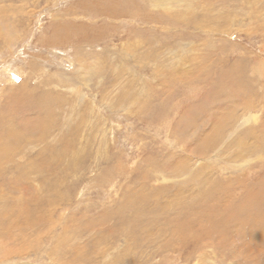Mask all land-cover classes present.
I'll list each match as a JSON object with an SVG mask.
<instances>
[{
    "label": "rangeland",
    "instance_id": "1",
    "mask_svg": "<svg viewBox=\"0 0 264 264\" xmlns=\"http://www.w3.org/2000/svg\"><path fill=\"white\" fill-rule=\"evenodd\" d=\"M0 28V264H264V0H0Z\"/></svg>",
    "mask_w": 264,
    "mask_h": 264
},
{
    "label": "bare ground",
    "instance_id": "2",
    "mask_svg": "<svg viewBox=\"0 0 264 264\" xmlns=\"http://www.w3.org/2000/svg\"><path fill=\"white\" fill-rule=\"evenodd\" d=\"M2 28H3V27H2ZM2 28H0V29H2ZM77 29H78V28H77ZM81 30H82V29H81ZM81 30H80V31H81ZM83 31H84V30H83ZM83 31H82V32H83ZM3 32H4V31H3ZM3 32H2V33H3ZM0 37H2L1 32H0ZM13 74H14V73H13ZM9 75H12V73H10ZM45 104H46V106H47V103H45ZM43 106H44V105H43L42 102L40 101L39 104H38V107L43 108ZM46 106H45V107H46ZM36 108H37V105H36ZM247 224H248V223H247ZM2 253H6V252H5V251H0V257L2 256ZM6 262H8V261H5V263H6ZM2 264H3V263H2Z\"/></svg>",
    "mask_w": 264,
    "mask_h": 264
}]
</instances>
